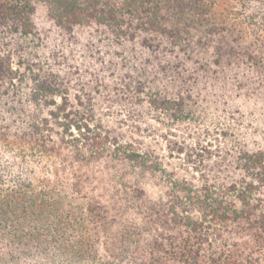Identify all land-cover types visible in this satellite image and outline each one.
<instances>
[{
	"label": "trees",
	"instance_id": "16d2710c",
	"mask_svg": "<svg viewBox=\"0 0 264 264\" xmlns=\"http://www.w3.org/2000/svg\"><path fill=\"white\" fill-rule=\"evenodd\" d=\"M41 8L91 30L73 96ZM0 264H264V0H0Z\"/></svg>",
	"mask_w": 264,
	"mask_h": 264
},
{
	"label": "rangeland",
	"instance_id": "374dc122",
	"mask_svg": "<svg viewBox=\"0 0 264 264\" xmlns=\"http://www.w3.org/2000/svg\"><path fill=\"white\" fill-rule=\"evenodd\" d=\"M36 22L42 36L45 37V40L41 42L39 49L37 47L38 52L43 56V58L45 56H48V58H54L59 65H64L67 67L65 72V80L67 81L72 77V82L69 80L70 82H68L67 85L71 88V93L73 96L75 93L73 83L75 82L76 77L81 74L90 76L91 73L96 72L94 68L97 67L92 66V64L98 55L93 53L92 49H94V47L90 48L85 46L87 41L92 40L93 38V36H91V30L85 28L76 32H70L66 29H60L55 25L54 22L48 19L45 8H41L37 13ZM96 40L97 38L95 41ZM108 81L109 80H106L104 83L105 86L104 84L101 85L102 88L100 89L103 92L102 94L109 95L113 99H116V101H121L119 100V92L112 88V86H107L109 83ZM115 115L119 118L125 116L124 114L120 113H115ZM153 123H155V128H151V131L149 132L141 133L132 132L130 126L123 123L114 125L118 132L144 140L146 141V144L152 145L154 148H156L157 152H159L161 155H166L165 162L170 169H176L179 174L191 177L192 173L187 172L181 167L183 163L182 159H178L176 157H167L169 153L167 144L169 141L163 137L166 130L159 123ZM174 131L178 133V135H186V137H188L190 140L194 137H203L205 135L201 127L199 128L198 125L193 124H183Z\"/></svg>",
	"mask_w": 264,
	"mask_h": 264
}]
</instances>
